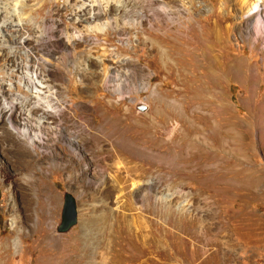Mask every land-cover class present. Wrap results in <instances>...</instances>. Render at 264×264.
I'll return each mask as SVG.
<instances>
[{"label":"rangeland","instance_id":"rangeland-1","mask_svg":"<svg viewBox=\"0 0 264 264\" xmlns=\"http://www.w3.org/2000/svg\"><path fill=\"white\" fill-rule=\"evenodd\" d=\"M3 1L13 24L0 38L22 44L0 43V96L12 105L6 113L0 102V264H264V32L251 28L255 16L238 0ZM89 4L107 14L91 17ZM21 50L31 65L45 60L38 70L53 98L38 100L10 67ZM97 55L114 67L107 84L88 60ZM52 103L59 114L44 112ZM35 105L33 118L48 124L29 148L7 116ZM66 193L77 224L61 234ZM220 243L233 260L210 256Z\"/></svg>","mask_w":264,"mask_h":264},{"label":"bare ground","instance_id":"bare-ground-1","mask_svg":"<svg viewBox=\"0 0 264 264\" xmlns=\"http://www.w3.org/2000/svg\"><path fill=\"white\" fill-rule=\"evenodd\" d=\"M16 1H19V2H22V3L27 2L26 0H16ZM238 1L242 4L241 12H242L243 15H245V16L254 15L255 16V19L252 21L254 23V26H251V28L254 30V33L258 34V35L262 34L264 32V15L262 14V12L264 11V0H238ZM89 6H90V8H89L87 13L91 17H93V15H96V14L98 16L99 15L102 16L103 14H105V15L107 14L105 12L106 11L105 9H103V10L98 9L96 12H94L96 8L93 9V7H95V6L94 5H90V4H89ZM92 9H93V11H92ZM89 18L90 17H88L87 20ZM0 21H1V26L0 27H2L3 25H8V24L11 26V24H13L12 15L8 11V6L6 5V3H4L3 0H0ZM110 26H111L110 25V20L108 19L107 22H104L100 26L99 30L104 31L106 28H108ZM245 30H246V33L249 36L252 35V33L249 32V25L247 23L245 25ZM0 34H1V32H0ZM220 38H221L220 31L219 32L216 31L215 39L217 40L218 43L220 41ZM13 42H18V44H22V39H20V41H16V37L13 36V35L8 37L7 39H1L0 38V43L3 44V45H6L9 48V51H11V49H12V47L9 46V45L12 44ZM69 44H71V40H69ZM206 46L208 47V45H206ZM197 48L198 47H194V45H193L192 48H190V49L195 51ZM157 49L159 51H161V52H165L166 51V50L160 49V47L157 48ZM210 49H211V47H210ZM20 55L22 57H24V60L21 61V62H17L16 60H14L15 62H13L10 67L19 66L18 68L21 69V73H22V77L21 78L24 80V82H23L24 84L23 85H25L27 87V89L29 88L30 91L34 94V97H36L38 100L44 99L45 97H49L50 95L53 98L55 91L53 90V86L51 84V80H49V77L47 75H45L44 70L43 71H41V70L39 71L38 70V66H41L40 62L42 64H44L45 60L43 58H40V62L31 65V63H30L31 60L28 57L27 50H21L20 51ZM100 58H101V56L97 55L95 58L89 57L88 60H90L92 62L98 61L96 63H98V64H100L102 66L101 72H102V75H103V78H104V82L107 84L109 82V78L113 74L112 70L114 69V67L113 68L108 67V65L104 63L105 59H100ZM4 60L1 61L0 68H5V66L7 65L6 60L5 61ZM206 62H208V61H206ZM140 71L142 72V69H140ZM146 85L147 84H144V87ZM0 102H2V104H3L1 110H5L6 113L10 112L12 110V105L7 104L5 96H0ZM38 108H40L39 105H37V106L35 105L34 107L29 108V115H24V113L21 110L20 111L21 115L15 116L13 118V121L11 120V118L9 116H7V119L9 120V125H11V127H13V129H14V134L16 136L15 138L18 139V140H28V143H29V146H30L29 148H31V146H35L37 142H43V139H42V132L43 131H42V129L46 128L45 124H48L46 119H44L45 117L33 118V114L31 112H32L33 109H38ZM44 110H45L44 112H46V113H48L49 111L50 112L52 111L54 114H57L60 111V110L57 109V107L55 106L54 103L49 104ZM34 115H37V113L36 114L34 113ZM32 120H34V123L32 122ZM12 125H15V127L12 126ZM61 135H64V134L62 133ZM64 136L66 137L68 145L72 149H74V151L79 153L80 151H85L86 150L82 140H76L73 136H71L69 134L68 135H64ZM143 186L144 185H138V190H142ZM28 190H29V192H27V195H28V198H29V203H28L29 206L26 209L27 212H28L26 218L30 222L32 220V215H33V211H34V208H32L34 199L32 198V195H31V192H30L31 188H29ZM39 192H40V196L41 197L45 196V194L47 195L46 202H48L50 205H52V204H56L57 205L58 204V197H57V195H55V193H53V192L52 193H48V191L45 192V188L44 189L43 188L40 189ZM39 209H40L39 210L40 221L43 220V222H44V219H45V208H44V204L42 202L39 203ZM79 216H80V214H79ZM50 224H51V221H50ZM81 226H82L83 236L88 235V232H87L88 230L86 229L87 228L86 222L82 221ZM78 234H79L78 232L75 233L72 236V238H76ZM42 236L43 235H41L39 237V239ZM88 240H89V238H88ZM142 251H144V250H142ZM145 252L147 254H149V255L154 254L156 256H157V253H158V252L153 251L150 248H147ZM213 254H220L222 256V260L224 262L226 260H230L231 258L233 260V253L231 252V249L230 250L227 249L225 243L218 244L217 248L214 251V253H212L210 256H212ZM69 256H71V255H69ZM96 263L100 264L101 262L99 261V262H96ZM49 264H74V263L73 262H68V261H66V259H62L61 258V259H57V261L54 262V263L53 262H49ZM103 264H118V263H116L111 258V259H106V261H104Z\"/></svg>","mask_w":264,"mask_h":264},{"label":"water","instance_id":"water-1","mask_svg":"<svg viewBox=\"0 0 264 264\" xmlns=\"http://www.w3.org/2000/svg\"><path fill=\"white\" fill-rule=\"evenodd\" d=\"M137 110L140 112H144L147 110V106L145 104H141L137 107ZM77 224V211L75 199L69 194L66 193L63 199L60 223L57 226L56 230L58 233H66L72 227Z\"/></svg>","mask_w":264,"mask_h":264}]
</instances>
